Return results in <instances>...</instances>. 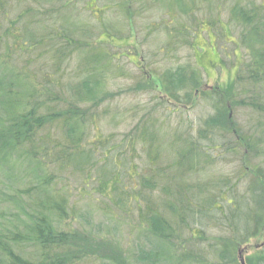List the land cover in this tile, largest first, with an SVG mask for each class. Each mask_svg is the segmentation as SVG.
Here are the masks:
<instances>
[{
	"label": "trees",
	"instance_id": "16d2710c",
	"mask_svg": "<svg viewBox=\"0 0 264 264\" xmlns=\"http://www.w3.org/2000/svg\"><path fill=\"white\" fill-rule=\"evenodd\" d=\"M228 31L207 89L184 54ZM263 228L264 0H0V264H239Z\"/></svg>",
	"mask_w": 264,
	"mask_h": 264
},
{
	"label": "rangeland",
	"instance_id": "374dc122",
	"mask_svg": "<svg viewBox=\"0 0 264 264\" xmlns=\"http://www.w3.org/2000/svg\"><path fill=\"white\" fill-rule=\"evenodd\" d=\"M226 10V9H225ZM227 11V10H226ZM223 14V24L227 23V12ZM231 31V30H230ZM229 32L230 35L222 37L218 35H213L211 38L208 36H203L199 43H197L198 47L202 48L204 53L200 51H196L193 58L190 57V53L186 52L184 54L185 58H189L192 61H197L198 65L202 68L201 72L204 76L205 87L207 89L219 88L221 90L227 89L229 86L233 85L236 77V69L229 68V64L226 63L224 66L222 62L226 60L224 55H230L231 50L233 48L232 44H227L230 40H237L238 34L237 32H233V36ZM208 33V31H205ZM219 47V49H218ZM223 49V50H221ZM241 54L243 58V53ZM225 59V60H224ZM134 100V99H133ZM131 101V100H130ZM137 103V102H136ZM143 103V102H140ZM209 114L208 107L206 104L198 103V105L193 109L189 110L188 113L184 114V122L187 124H196L199 119L206 117ZM241 119V118H240ZM231 168L225 169L223 171L229 172ZM221 170V169H220ZM264 244V228L261 233L251 240L250 243L244 245L237 256L239 264H248L249 259L259 252ZM94 264V263H91Z\"/></svg>",
	"mask_w": 264,
	"mask_h": 264
}]
</instances>
